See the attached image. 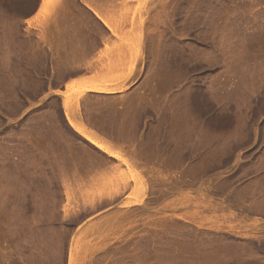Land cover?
<instances>
[{"label": "rangeland", "instance_id": "374dc122", "mask_svg": "<svg viewBox=\"0 0 264 264\" xmlns=\"http://www.w3.org/2000/svg\"><path fill=\"white\" fill-rule=\"evenodd\" d=\"M0 264H264V0H0Z\"/></svg>", "mask_w": 264, "mask_h": 264}, {"label": "bare ground", "instance_id": "6f19581e", "mask_svg": "<svg viewBox=\"0 0 264 264\" xmlns=\"http://www.w3.org/2000/svg\"><path fill=\"white\" fill-rule=\"evenodd\" d=\"M44 4H46V1L44 2ZM97 14H98V13H97ZM98 16L101 17L100 14H98ZM91 89L98 90L99 88L94 86V87H92ZM67 116H68L69 121H70L71 124H74L77 128H79V129L82 130L81 126L77 125V123H75V122L72 121V119L70 118V116H69L68 113H67ZM88 137H89V139H90L94 144H96L98 147H100V148H105V149L109 150V148H108L104 143H102L101 141H99L98 139H96V138H94V137H92V136H88ZM112 153L115 154V152H112ZM116 155H118V154H116Z\"/></svg>", "mask_w": 264, "mask_h": 264}, {"label": "snow or ice", "instance_id": "6c2138e0", "mask_svg": "<svg viewBox=\"0 0 264 264\" xmlns=\"http://www.w3.org/2000/svg\"><path fill=\"white\" fill-rule=\"evenodd\" d=\"M114 162V161H113Z\"/></svg>", "mask_w": 264, "mask_h": 264}]
</instances>
